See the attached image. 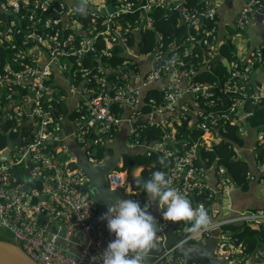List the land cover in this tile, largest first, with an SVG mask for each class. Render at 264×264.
I'll return each mask as SVG.
<instances>
[{
    "label": "built area",
    "instance_id": "1",
    "mask_svg": "<svg viewBox=\"0 0 264 264\" xmlns=\"http://www.w3.org/2000/svg\"><path fill=\"white\" fill-rule=\"evenodd\" d=\"M183 1L162 0L160 5L172 13ZM201 1L207 6L201 17L214 22L212 27L202 31L206 36L204 44L209 48L203 53L204 63H208L220 44L216 36L219 27L216 9L210 7L211 0ZM80 3L86 5L83 14L76 10ZM157 3V0H146L140 6L138 17L129 20L138 3L127 0H0L4 15L0 19V46L4 53L3 59L0 57V133L7 125L6 135L15 134L13 140L20 137L23 141L12 151L9 162H0V225L38 264H101L99 255L105 250L108 239L95 226L96 203L81 191L89 178L65 145L66 123L73 126L76 142L87 160L98 166L104 160L99 159V150L105 149L116 137L126 118L131 125L129 149L147 155L161 154L169 166L165 174L171 186L186 196L193 207L203 205L211 220L206 230L195 235L185 230L184 223L177 222L174 234L179 240L165 248L150 264H201L189 262L178 250L186 244L192 246L212 238L216 239L214 257L218 261L264 264V236L257 247L250 250L227 229L240 224L259 228L264 224V210L238 212L230 202H224L237 185L224 168L213 165L216 183L211 186L208 182L207 173L213 166H206L200 150H212L214 137L201 136L179 151L167 132L189 114L193 126L203 133L213 131L223 119L235 126L240 136L244 133L242 124H247L252 114L238 116L239 108L244 105L240 99L232 101L229 113L222 116L216 111L201 110L199 100L205 103L213 86L192 82L196 73L184 68L183 63L191 49L169 53L173 50L171 44L161 42V34H158L155 51L140 52L139 32L153 28L150 11ZM262 5L261 0H245L236 18V27L247 29L256 9ZM183 20L195 30L201 28V19L196 15L185 13ZM117 47L121 48L119 53H116ZM263 53L264 42L252 52L244 71L239 70L241 62L238 60L230 64L234 71L224 82L221 92L225 95L240 92L246 96L243 83L253 77L256 62L264 66ZM114 55L124 57V62L117 67L110 64ZM256 88L252 98L258 103L264 94L260 95ZM153 92L162 94L163 100L148 99ZM188 96L195 102L193 109L185 103ZM114 103L123 110L122 114L112 110ZM60 104L66 106V116L55 115ZM67 104L77 106L68 108ZM146 108L149 110L145 111ZM73 113L78 116L72 120ZM144 128L162 129L164 135L158 143L147 145L141 139ZM257 128L262 127L254 129ZM262 129L255 146V171H249L246 177L248 184L256 180L255 174L259 181H264ZM164 142L174 146H166ZM6 148L0 149V156ZM235 157L239 159V154ZM24 163L29 170L28 179L35 184L31 193L38 198L35 204L30 201L28 192L16 185L18 179L14 170L19 175L18 167ZM117 167L108 175L111 190L124 189L127 182L119 175ZM127 189V198L134 200L132 196L137 192L130 187ZM123 194L125 191L119 197L123 198ZM151 205L154 206V202ZM40 216H44L46 224L40 222ZM50 221L59 225L53 227H58L67 239L79 236L77 255L58 246ZM156 221L160 224L157 242L164 246L166 230L175 222L163 221L160 214Z\"/></svg>",
    "mask_w": 264,
    "mask_h": 264
},
{
    "label": "trees",
    "instance_id": "2",
    "mask_svg": "<svg viewBox=\"0 0 264 264\" xmlns=\"http://www.w3.org/2000/svg\"><path fill=\"white\" fill-rule=\"evenodd\" d=\"M129 2L138 3V7L134 8L133 13L129 15V20L137 18L139 11H141L140 6L146 2V0H127ZM262 4L264 0H261ZM157 4L151 9L150 16L154 22L153 28L143 29L139 32V50L141 53H152L158 46L157 35L161 34V42L165 44H171L173 50L169 53L182 52L186 49H191L190 54L183 58L184 68L192 69L196 75L192 77V82L197 84H207L213 86L210 88L211 96L203 103L201 99L199 104L203 112H218L221 116L229 113L232 101L240 99L244 107V113H251L252 116L247 119L249 127L264 128V97L260 102H254L252 94L255 92V87L260 86V83L255 79L256 71L261 68L259 62L255 63V69L253 72V77L250 81L244 82L245 90L247 91L246 96H242L240 92L236 94L225 95L221 92V88L226 80H228L234 68L230 66L233 62L237 61L235 54V47L233 43L225 39L224 42L219 44L217 51L214 55L207 60L208 63H204L205 57L203 56L204 51L209 50V48L204 44L206 36L202 33L203 30L208 29L213 26V21L205 17H201V14L205 12L207 6L201 0H184L179 7H176L172 13L167 11V8H161L160 2L162 0H157ZM172 4H174L172 2ZM175 6V5H174ZM193 14L201 19V28L195 30L191 25L183 20V14ZM3 11L0 8V19L3 18ZM217 18V17H216ZM217 20V19H216ZM217 38L219 36V30L216 34ZM121 51L120 47L116 48V53ZM115 53V49H114ZM0 57L3 59L4 53L0 46ZM264 59V53L262 54ZM124 62L123 56H115L110 61L113 67ZM229 64L227 68L224 63ZM248 66L246 64L240 63L239 70L244 71ZM153 97L156 102L163 100L162 94L158 92H153L147 98ZM148 99L146 102L148 103ZM7 105V104H6ZM112 110L116 113L122 114L123 110L118 109L116 103L111 106ZM149 109L146 108L145 111ZM68 114L66 106L60 104L55 115ZM78 114L73 113L71 119L73 120ZM2 133H0V149H5L7 147V136L8 127L5 125L3 127ZM173 137L175 142V148L179 151L188 148L194 142H197L201 136H213L214 137V148L212 150H204L201 148L200 157L202 160H206V166L212 167L217 165L218 168L222 167L225 173L232 178V180L243 188L248 187L247 175L250 171V164L247 160H241L237 157V149L239 146L243 145L244 140L237 134V128L235 126L225 123L223 119L220 120L218 126L210 132L203 133L201 130L195 128L192 124V116L186 114L180 119V124H174L172 130H168ZM164 135V130L159 128H144L141 131V139L147 145L156 144L159 142L161 137ZM12 139L16 138L15 134H10ZM99 159H103L105 155V149L99 150ZM168 163L162 158L159 153H151L147 155L146 153L136 152L133 155H125L122 157L118 167L117 172L119 175L127 181L129 178H150L153 171H162L166 173L168 169ZM137 173V176L135 175ZM131 189L135 192L141 193V198L139 199L141 206L145 203L146 196L137 185L132 181ZM206 197V196H205ZM183 223V222H182ZM231 234L238 238L240 242H243L248 249L254 250L257 247L259 240L264 236V224H261L259 228H254L250 225H230L227 228ZM10 232L0 225V240L16 243ZM7 237H3V236Z\"/></svg>",
    "mask_w": 264,
    "mask_h": 264
},
{
    "label": "crops",
    "instance_id": "3",
    "mask_svg": "<svg viewBox=\"0 0 264 264\" xmlns=\"http://www.w3.org/2000/svg\"><path fill=\"white\" fill-rule=\"evenodd\" d=\"M178 1V0H174ZM245 6V0H212L210 3V7H214L216 9L217 14V21H218V27H219V42H224L225 39L230 40L234 47H235V54L237 57V60L243 64L247 63L249 59L251 58L252 52L260 47L264 42V2L262 6H259L250 22V25L245 30H239L236 27V18L239 14V12L244 8ZM255 79L260 83V86H257L256 91L260 94H264L263 86H264V66H262L259 70L256 71V75L254 76ZM144 91H142L140 98ZM140 98L139 103L140 104ZM186 104H189V106L193 109L195 107V102L191 96H188L186 98ZM68 108H72V106H77V104H67ZM128 118L124 119V121L120 124L118 135L109 143V153L112 154H118L120 160L122 156H124L122 153L126 151H130L128 142L131 132V125L127 121ZM66 140L65 145L69 148V151L72 156H74L77 159V165L79 162V155L83 154L85 155L84 150L82 147L76 142L75 138V131L73 129V126L69 124V122L66 123ZM242 127L244 129V133H242L240 136L244 140L243 145L239 146L237 149V153L239 154V159L241 160H247L250 164V172L254 173L255 166H256V160H255V146L257 141L259 140L260 134L263 132L262 128H251L249 127L248 123L242 124ZM108 155V152L106 153ZM105 158V157H104ZM87 159V157H86ZM105 160V159H104ZM103 160V161H104ZM29 163H26V166L29 167ZM28 173V174H27ZM137 176V173H135ZM208 175V182L211 186H214L216 183V173L214 170V166L212 169H210L207 173ZM256 175V180L249 183L248 187L245 189L243 186L241 188L235 189L231 192L229 198L225 197L224 202H230L232 207L235 209L245 210V209H263L264 210V202L260 200V197L256 193V185H262L264 186V181H259L258 174ZM29 176V170L27 168L25 173V180L20 177V179L24 182L27 181ZM85 188V187H84ZM82 193L86 194L87 192L83 191ZM128 195L127 193H125ZM134 200H138L141 198V193L137 192L135 196H132ZM145 199V198H144ZM227 200V201H226ZM146 202V199H145ZM155 202L154 206L150 205L148 211L152 212L155 209ZM156 220V219H155ZM43 225L47 223L46 220L41 222ZM49 225L53 226H59L58 224H55L53 221L49 222ZM171 226L175 227L176 224L173 223ZM58 228V227H57ZM97 228H102V232L105 234L108 241L112 240V235L109 234L106 224H103V226L99 225ZM59 229V228H58ZM106 230V231H105ZM55 236V241L58 244V246L71 253L72 255H77L80 250V243H79V236L77 235L75 238L67 239L66 235L60 231ZM10 236V234H9ZM11 237V236H10ZM109 241V242H110ZM167 242V241H166ZM161 246L158 244V247ZM185 246V245H184ZM158 247L156 250H152L150 255H155L158 252ZM183 247V246H182ZM181 247V248H182ZM98 262H95L97 264Z\"/></svg>",
    "mask_w": 264,
    "mask_h": 264
},
{
    "label": "clouds",
    "instance_id": "4",
    "mask_svg": "<svg viewBox=\"0 0 264 264\" xmlns=\"http://www.w3.org/2000/svg\"><path fill=\"white\" fill-rule=\"evenodd\" d=\"M76 10L83 14L86 5L80 3ZM133 182L142 189L146 202L141 206L138 200L117 197L108 207L102 219L106 221L107 230L114 235V239L100 253L101 264H147V257L158 247L160 231V224L148 211L153 202L157 203L163 221L183 222L190 235L199 234L210 226L208 210L203 205L193 207L186 196L171 186L164 172L153 171L150 178H136ZM124 191L129 193L127 187ZM92 259L96 260L97 257Z\"/></svg>",
    "mask_w": 264,
    "mask_h": 264
},
{
    "label": "water",
    "instance_id": "5",
    "mask_svg": "<svg viewBox=\"0 0 264 264\" xmlns=\"http://www.w3.org/2000/svg\"><path fill=\"white\" fill-rule=\"evenodd\" d=\"M212 1V0H211ZM228 1V0H227ZM108 8L112 11V5L109 4ZM224 65L229 68V64L227 62ZM244 115V107L241 106L238 110V116L242 117ZM118 135V134H117ZM116 135V136H117ZM30 140V138H29ZM7 148L4 150L3 154L0 156V162H9L11 160L12 151H16V146L22 144V139L19 137L16 140H13L10 135L7 136ZM110 143V142H109ZM106 146V153H105V160L99 164L98 166L92 165L87 159L86 156L80 154L78 166L87 174L89 178V183L85 188H83L85 192L89 195V198L92 199L96 205V217L97 220L95 222V226H103L106 224V221L102 219L104 213L107 212L108 207L114 203V200L119 197L123 192L124 189L119 190H111L109 183H108V175L115 171L118 163L120 162V158L118 154H110L109 153V146ZM166 146L173 147L172 143H163ZM135 151H126L122 153L125 155H133ZM15 175L17 176L16 185L21 186L24 190L28 192L30 195V201L35 204L38 201V198L32 196V190L35 187L34 182L28 179L26 182L22 181L18 175L17 170H14ZM28 174V173H27ZM133 178H129L125 184V187H130L132 184ZM241 186L236 185V188H240ZM123 198H127L126 194L122 195ZM44 199V198H42ZM155 209L150 212L153 217H156L160 214V209L157 207V203L155 202ZM44 216H40V222L44 221ZM177 224V222H175ZM173 226H170L166 230L167 235V242L164 246L158 247V252L155 255H149L147 257V264H150L154 261L155 257L158 256L165 248L172 246L174 243L178 241L179 238L172 235ZM101 231L102 228H100ZM106 231V230H105ZM52 234L58 233V228L52 227L51 230ZM217 236V233L214 234ZM114 239V235H112ZM110 241V240H109ZM108 241V243H109ZM216 246V239L212 238L205 241V244H198L197 246H191L190 244H186L182 248L178 250V254L184 256L189 262H198L201 264H224L221 261H218L214 256V250ZM0 264H38L33 261L23 250L20 246L16 243L7 242L0 240Z\"/></svg>",
    "mask_w": 264,
    "mask_h": 264
},
{
    "label": "rangeland",
    "instance_id": "6",
    "mask_svg": "<svg viewBox=\"0 0 264 264\" xmlns=\"http://www.w3.org/2000/svg\"><path fill=\"white\" fill-rule=\"evenodd\" d=\"M75 2H82V1H85V0H74ZM88 1H90V0H88ZM15 155H17L16 153H14ZM26 170H27V168L25 167V163L24 164H22L21 166H19L18 167V171H19V175H20V177L22 178V179H26L25 178V173H26ZM238 185V184H237ZM240 186V185H239ZM241 188V187H240ZM256 188H257V190H256V193H257V195L260 197V200L262 201V202H264V186H262V185H256ZM237 189V188H236ZM242 189V188H241ZM227 201V200H226ZM235 210L236 211H238V212H243L244 210H240V209H237V208H235ZM246 210V209H245ZM231 215H234L235 213H230ZM230 216V215H229ZM172 235L173 236H175V234H174V227H173V229H172ZM3 237H7V236H3ZM166 237H167V235H166ZM175 237H177V236H175ZM7 238H9V237H7ZM178 238V237H177ZM10 239L11 240H13V237H10ZM179 240V239H178ZM175 244V243H174ZM173 244V245H174ZM198 244H205V241L204 242H201V243H197V244H194V245H192V246H197ZM216 247V246H215ZM214 247V248H215Z\"/></svg>",
    "mask_w": 264,
    "mask_h": 264
}]
</instances>
